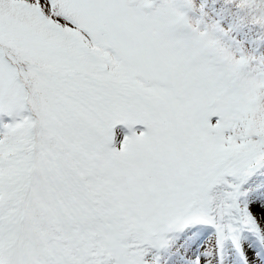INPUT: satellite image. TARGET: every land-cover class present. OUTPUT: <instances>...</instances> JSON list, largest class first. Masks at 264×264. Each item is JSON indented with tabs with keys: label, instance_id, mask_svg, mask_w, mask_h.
<instances>
[{
	"label": "snow or ice",
	"instance_id": "snow-or-ice-1",
	"mask_svg": "<svg viewBox=\"0 0 264 264\" xmlns=\"http://www.w3.org/2000/svg\"><path fill=\"white\" fill-rule=\"evenodd\" d=\"M253 13L0 0V264H264Z\"/></svg>",
	"mask_w": 264,
	"mask_h": 264
},
{
	"label": "trees",
	"instance_id": "trees-1",
	"mask_svg": "<svg viewBox=\"0 0 264 264\" xmlns=\"http://www.w3.org/2000/svg\"><path fill=\"white\" fill-rule=\"evenodd\" d=\"M204 3L208 14L213 19H216L214 15L215 0H197V5ZM255 14L248 15L246 22L249 24L247 27L237 28L232 33L234 40L238 41L242 48L254 57H264V29H261L257 25L253 24V18ZM225 26L228 27V22L223 21Z\"/></svg>",
	"mask_w": 264,
	"mask_h": 264
},
{
	"label": "rangeland",
	"instance_id": "rangeland-1",
	"mask_svg": "<svg viewBox=\"0 0 264 264\" xmlns=\"http://www.w3.org/2000/svg\"><path fill=\"white\" fill-rule=\"evenodd\" d=\"M242 50L245 51L244 48H242ZM245 52H246V51H245ZM246 53H247V52H246Z\"/></svg>",
	"mask_w": 264,
	"mask_h": 264
}]
</instances>
